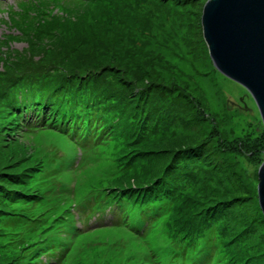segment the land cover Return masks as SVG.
Returning a JSON list of instances; mask_svg holds the SVG:
<instances>
[{
  "label": "rangeland",
  "instance_id": "rangeland-1",
  "mask_svg": "<svg viewBox=\"0 0 264 264\" xmlns=\"http://www.w3.org/2000/svg\"><path fill=\"white\" fill-rule=\"evenodd\" d=\"M85 1L0 0V84L9 74L11 59L23 62L20 66L13 63L15 69L28 72L40 64L52 65L49 57L65 52L62 68L70 61L79 62L92 75L86 76V82L104 105L118 107L111 97L113 88L119 94V98L114 97L118 103L126 104L129 111H139L142 119H146L141 123L152 128L149 139L137 146L146 153L147 166L135 178L143 174L141 181H147L152 172L155 177L168 163H178L171 174L189 172L197 179L184 185L188 207L203 217L217 219L204 233V239L216 236L222 242L217 245L216 258L227 264L244 260L247 264H264V221L257 202L258 173L264 162V124L248 90L221 73L210 58L201 24L207 0H133L131 3L125 0L122 3L128 6L115 11L100 8H113L110 3ZM43 14L67 16L61 22L62 33L57 40L9 37L22 36L27 28L33 32L41 30L45 24L40 18ZM90 29L94 35L88 36V44L76 39ZM80 41L83 44H78ZM93 43L96 47H91ZM74 45H77L75 50ZM79 55L89 56L90 66L84 65ZM59 67L60 64L46 67L48 74L35 87L47 89L57 79L55 72ZM11 73H14L12 68ZM102 80L112 88L108 85L98 89L103 87ZM32 87L25 84L18 89L24 91L20 98L34 101L32 106L36 108L40 97L35 93L38 89ZM107 87L110 91H106ZM134 96L136 100L131 101ZM7 108L0 102V136L5 124L12 125L8 118L13 111ZM122 117L125 120L124 114ZM126 118L130 122L135 119ZM21 132H18L24 142L21 147L34 150L31 155L28 153L29 158L40 160L45 167L35 176L33 185L47 190L48 199L42 205H29L26 209L21 203L12 207L28 210L32 215L44 212L43 218L52 220L54 225L48 230L51 242V235L55 237L60 226L56 223L62 220L57 216L64 209L67 212L72 202L77 203L73 208L84 209V203L90 206L92 201L87 199L92 198L94 190L104 187L120 173L116 160L126 145L125 139L113 133L98 149L86 148L84 160L77 166L80 150L69 137L49 129L35 131L33 135ZM14 142L9 144L11 149L20 143ZM7 146L0 139V171L10 157L5 154ZM195 146L204 148L199 155L193 152ZM54 148L61 149L65 159L76 156L66 166H57L58 160L51 151ZM142 165L140 162L138 167ZM123 199V213L118 208H111L112 212L106 210L105 217L98 216L102 224L84 212L88 223L85 222L91 226L86 228L94 229L77 234L71 247L65 244L69 252L60 264H166L175 252L171 237L175 244L188 242L171 236L173 233L166 227L169 211L141 235L127 227L113 226L115 218L135 221L131 202ZM72 222L71 217L67 236L74 231ZM203 255L196 256L194 264H211L209 256Z\"/></svg>",
  "mask_w": 264,
  "mask_h": 264
},
{
  "label": "trees",
  "instance_id": "trees-1",
  "mask_svg": "<svg viewBox=\"0 0 264 264\" xmlns=\"http://www.w3.org/2000/svg\"><path fill=\"white\" fill-rule=\"evenodd\" d=\"M123 1L125 0H87L84 3L100 4L107 2L113 8L109 6L100 8L106 11H115L128 6L123 4ZM126 1L131 3L133 0ZM49 17L51 18L46 19ZM40 18L45 23L41 30L33 32L26 26L28 31H24L22 36L11 35L9 37H27L38 41L50 37L48 39L50 41L57 40L62 33V31L59 32L62 28L61 22L66 20L67 16L43 14ZM74 27L78 28V26ZM83 35L76 39L88 44V36L94 35V32L90 29ZM78 44H83V42L80 41ZM76 46H73L74 50ZM91 47H96V44L93 43ZM57 54L58 52L49 57L50 61L48 62L52 65L40 64L35 70H28V72L18 71V67L15 69L13 63L16 62L20 66V64L23 65V62L20 59L13 62L11 59L9 65H11L14 73H11L10 68L9 74L4 78L5 81L0 84L1 105L8 107V111H13V114L8 118L12 125L5 124L4 130L1 132L2 136H0L3 145H8L5 154L10 155L6 165L3 166V170L0 171V264H60L69 252L65 247V244L71 240L70 236H67V230L60 228L59 236L49 242L47 233L54 225L52 220L43 218L44 212L32 215L28 210H15L12 207L21 203L24 205L22 206L23 209H26L29 205H42V202L48 199L47 190L42 191L39 186L33 185L35 176L42 172L44 166L40 160L29 158L28 153L31 155V151L34 150L31 148L28 150L27 146L21 147V143L24 144V142L18 135L20 131H23L21 132L23 135H32V132L40 129V127L41 129L49 127L69 135L72 132H79L81 136H89L88 141L90 142L105 143L106 138L112 137L113 133L122 136L126 145L116 160L121 171L113 179L108 180L104 187L97 189V192L92 194V198L87 200L92 201L90 204L91 209L94 210L92 213L105 217V211L111 208H118L123 213L122 203L123 198H125L131 202L133 218L136 219L135 224L131 222L130 225L132 226L127 227L132 232L141 235L144 234L142 227L157 223L159 218L169 211V221L165 226L173 233L171 236L188 239V242L175 244V239L171 237V242L175 245V252L169 256L166 264H194L193 259L199 254H204L203 256L207 254L211 264H227L225 260L216 258L217 245L218 243L222 244V242H218L216 236L204 239L205 229L212 226L217 219L206 215L203 217L198 212L192 211L187 205L189 201L188 191H184L186 189L184 185L195 182L197 179L194 180L189 172H185V175H181V172L171 174V169L178 164L176 162L172 164L173 161L168 163L155 177L152 176V172L147 181H141L143 179L140 178L143 177V174L135 178L147 166L144 163L146 153L140 149V146L138 148L137 146L149 139L147 137L150 136L152 128L148 124L141 123L146 119H142L139 111H129L126 104L118 103L116 98H119L117 96L119 94L112 90L111 84L102 80L100 84H103V87H98V89H104L109 85L112 88L111 97L116 101L114 103L118 107L104 105L102 99L97 98L96 93L86 82V76H92L88 70L84 71L80 67L81 64L76 61H70V64L62 68V58H65L67 54L65 52L61 55ZM78 57L83 60L84 65L88 64L89 56H82V58L79 55ZM59 64V72H55L57 79H54L51 84L49 82L50 85L47 89L43 86L35 87L37 82H41L44 76L48 74V67ZM25 84L38 89L35 93L40 97V100L36 104V108L32 106L35 105L34 101L20 98L24 91L18 88ZM106 91H110V88L107 87ZM28 94L27 92L26 95L29 96ZM136 97L134 96L131 101L136 100ZM122 114L135 119L130 122L129 118L125 117L124 120ZM136 119L137 124L135 123ZM12 139L20 143L11 149L9 144L15 143ZM195 148L197 149L193 152L197 155L201 149H204L202 146H195ZM140 162H143V165L138 167ZM71 215H73L72 212H67L66 216L71 218ZM99 221L102 222L100 219ZM73 229L72 232L79 231L77 226ZM46 237L47 239H44ZM224 237L223 235V239ZM223 248L225 249V247ZM226 258L228 259L227 256ZM246 261L237 264H247L243 263Z\"/></svg>",
  "mask_w": 264,
  "mask_h": 264
},
{
  "label": "water",
  "instance_id": "water-1",
  "mask_svg": "<svg viewBox=\"0 0 264 264\" xmlns=\"http://www.w3.org/2000/svg\"><path fill=\"white\" fill-rule=\"evenodd\" d=\"M201 24L215 67L248 90L264 124V0H207ZM258 174L264 221V162Z\"/></svg>",
  "mask_w": 264,
  "mask_h": 264
}]
</instances>
